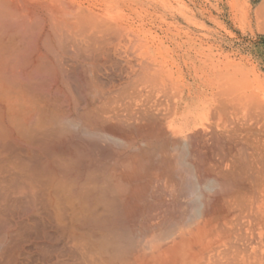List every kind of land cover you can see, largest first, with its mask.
<instances>
[{
  "label": "bare ground",
  "instance_id": "obj_1",
  "mask_svg": "<svg viewBox=\"0 0 264 264\" xmlns=\"http://www.w3.org/2000/svg\"><path fill=\"white\" fill-rule=\"evenodd\" d=\"M246 10L264 29V0ZM140 29L139 0H0V211L24 205L20 232L0 213V264L47 223L61 242L38 246L43 264H264V95L254 84L242 102L239 140L230 83L178 116L183 94ZM115 76L130 87L119 98Z\"/></svg>",
  "mask_w": 264,
  "mask_h": 264
},
{
  "label": "rangeland",
  "instance_id": "obj_2",
  "mask_svg": "<svg viewBox=\"0 0 264 264\" xmlns=\"http://www.w3.org/2000/svg\"><path fill=\"white\" fill-rule=\"evenodd\" d=\"M230 2H231V0H139V29H140V27H142L141 28L142 30L141 29L139 30V34L145 42H148V43L152 42V44L156 48L155 55L158 58L166 60L165 64L172 71L173 76H174V80H175L174 84H173V88H172V90H174V91H172V92H177V94L175 95V93H174V95L177 97V96H180L181 94H183L182 102H179V105L177 108V115L178 116L182 115L183 112H185V111H187L185 113L191 114L193 112V107H195L196 105L200 106V105H198V102L201 101L200 99H203L206 96L208 98L214 97L213 99H216L217 94H215L216 92H214L213 90L216 91L218 89V86L220 89H222L221 86L226 87L225 85L227 84L229 86L228 83H230L231 88L233 86V88L238 89V90L234 89L235 91L233 93H230L229 95H225V96H228L229 101H230V99H233L229 103V109H227L228 111L224 112V115H227V117L225 116V118L227 119V123L228 122L232 123V124H229V123L227 124L225 122L229 128H227V126H225L226 128L225 127L224 128L227 130H230V132H231V130L234 131V130L238 129V127H240V128H242V127L246 128L247 127L246 125L248 124V121H247L248 118H246V117L248 115L247 114L248 112L245 111L247 109H245L246 108V107H244L245 104L242 102L243 101L245 102L244 99H246L245 97H248L247 95L249 94V92L251 90L250 88H252L254 84L257 88V91H256L257 94L260 95L259 96L260 99L261 98L263 99L262 96L264 95L263 94L264 93V29H262V25L261 26L259 24L255 25L256 28H258L256 31V35H255V46L250 47V55H249L248 51H247L248 47L246 45L243 46L238 39L243 37V38H245V40H247L248 35L249 36H252V35L251 34H248V35L242 34V32L239 29H243L247 23L241 21V20H243V19L240 20V18H242V17L236 16L234 13L243 14L244 11L247 12L246 8L247 9L250 8V11H251L254 9V7L256 5L259 4L260 0H243V1L242 0H238V1L233 0L234 6L231 5L232 2L231 3ZM248 2H250V3L248 4ZM230 6H232V7H230ZM237 9H238V11H237ZM263 28H264V26H263ZM146 38H148V39H146ZM201 55L202 56L204 55V58H202V61L210 60V61H208V63H211V62L212 63L207 65L204 62H201V64H200V62L198 61V58ZM249 56H250V60H254V62H255V69L254 70L253 69L244 70L241 66L242 62L248 61ZM231 59H232V61H234V64H232V65L230 63ZM222 60H224V61H222ZM212 65H213V67H212ZM177 66H179V67H177ZM179 76H180V78H179ZM111 78H110V81L112 80ZM121 78L123 79V80L121 79L123 82L124 81L126 82V79L124 80V77H121ZM113 79L114 80L116 79V81L112 80L114 82V85L116 83L118 84L121 81L116 76L113 77ZM226 80L228 82H226ZM234 80L237 83L234 82ZM117 81H119V82H117ZM122 81L120 82L121 84H119V85H122V83H123ZM125 82L123 83L124 84L123 87L125 86L126 88H123L119 85L117 87V84L115 86V90L118 89V90H116L118 98L121 95V92L123 90H125V92H127L126 90L130 89L129 84L126 82V84L128 86L125 85ZM223 82H225L226 84H223ZM212 83H213V87H212ZM215 84L218 86L216 87ZM249 85H250V87H249ZM119 87H120V90H119ZM236 87H238V88H236ZM239 88H241V89H239ZM223 89H225V88H223ZM231 94H233V96ZM241 94H242V96L245 95L243 97V99L241 98L242 104L240 103V100H238V99H240V97H242ZM159 95L157 98L158 101L156 103L157 104L156 108H159V110L161 111V109H163V107L165 109L167 107V111H168L167 103L169 102V100L168 101L166 100L167 102L165 101L166 103L164 102L165 103L164 104V103H162L163 100H161V99H163L162 96L164 94L160 95L162 97L161 99H160ZM172 95H170V96H172ZM219 95H218V98L220 99ZM166 96H167V98H166ZM166 96L164 95V98H166V99H172V100L176 99L175 96L172 98H169L168 95H166ZM211 96H213V97H211ZM221 96H223V95H221ZM225 96H223V97H225ZM154 97H156V96H154V94H153V98ZM236 97H239V98L235 99ZM198 98H200V99H198ZM145 99L146 98L144 97L143 100H145ZM146 101H148V103H149V100H146ZM158 103H159L160 107L163 106V107H161V109L158 106ZM239 103H240V105L238 106ZM212 104H214V102H212ZM243 104H244V106H242ZM92 106H93L92 103H90L88 105V108L89 107L91 108ZM230 106H231V108H230ZM241 106L244 107V108H242L243 110L240 108ZM232 107L235 109V111H233ZM237 107H239V109ZM165 109H163L164 112H166ZM230 109H231V111H230ZM236 110H237V112H236ZM241 111H243V113L245 111V115H243V113H238ZM232 112H234L233 114L235 116L231 115ZM240 114H242V115H240ZM229 117L235 118V120L229 119ZM240 119H241V122H242V119H245L246 120L245 122L247 124L244 122H242V124H240ZM236 120L239 123L236 124ZM221 122H222V120H221ZM219 124H220V121H219ZM141 125H143V124H141ZM229 125H231V126H229ZM234 127H236V129ZM217 128H220L219 130L221 132L225 130V129L224 130L221 129V128H223V123H221L220 125L217 124ZM244 129H243V131H244ZM75 130L77 132L80 131L78 133V136L79 135L81 137L83 136L82 138L79 136L80 139L85 140V138H86V140L88 139L92 143H97V146L100 147V149H103V148H105V149L107 148L110 150L114 149V148L118 149L120 146V142H116L119 140L117 139L115 141L116 138L114 137L115 138L114 139L113 136H111L109 134L105 135L103 133L86 132V131L82 130L80 127H77V128L75 127ZM240 131L239 132L234 131L233 135L235 133H237V134L239 133L238 134L239 136L241 134L240 138H242V134L246 135V133H245L246 131H244V133L240 132ZM85 133H88V134H85ZM84 134H85V138H84ZM230 134L232 135V133H230ZM237 134H236V136H237ZM245 135H244V137H245ZM89 136H90V138H89ZM236 136L234 135L235 138H237ZM112 138H113V142H112ZM237 140H239V139L237 138ZM109 142L111 143V145ZM152 172H154V171H152ZM155 174H156V172H155ZM155 174L150 173L148 176L152 175L151 177H155L156 176ZM193 191H195V190H193ZM188 194L186 193L185 198L188 200L189 203H192L194 195L191 196L190 195L191 193L189 195ZM11 205L14 206V204H11ZM15 205H16V203H15ZM18 205H16V208H14L15 207L14 206L13 207L14 209H12V210L9 207L10 206L9 204L2 206L3 210L6 211L9 214V216L7 215L6 212L0 211V213L4 212L6 214V218L10 217L8 219V221L11 223V225L13 224V227H14V224L17 222L16 220H18L19 218H22V220L24 219L23 218L24 212L22 214L23 209H19ZM19 206L21 208L24 207L23 204L21 205V202H20ZM6 207H7V209H6ZM16 209L18 210V212ZM10 210H11V213L9 212ZM19 210L21 213H19ZM14 211H16L15 212L16 214H13ZM1 214H3V213H1ZM11 219L12 220L14 219L13 223L11 222L12 221ZM18 221H20V219ZM21 222L22 221H20V223H18V225L21 224ZM50 225L51 224L47 223V224H45V226H42L41 224L39 226V224H38V225H36V227L39 226L40 231H38V229H37L38 227L37 228L35 227L36 228V229H34L35 235L33 234L32 231L30 232L31 236L34 235L33 237H30V235L27 234V238H25L26 235H25V237H23L24 234L21 232L20 233L21 235H20V237H18L19 238L18 239L17 236L19 235V233H18V235L16 233L21 231V230H19V228L21 226H19V228H17L16 227L17 224H15V227L17 228V230H15V228H13V229H14V232H16L15 235H17V236H15L16 237V244H18L20 241H22V243L20 242L21 243L20 247L18 246L19 244L18 245H11L10 248H7V251L14 247L17 249V252H18L17 255L18 256L21 254L22 255L19 256L20 258L19 257L17 258V256H16V258H14V261H11V262H15V264H24V263L25 264H27V263L28 264H43L42 261L40 260L39 255L38 254L36 255L35 250L37 251V249L39 247H40V249H41V247L42 248L44 247L45 248L44 250H46V251H47V249H49L48 250L49 252L47 251L48 252L47 254L50 255L52 250L58 249L55 247H58L60 245V242H61V241L57 240L56 236L54 235V234H56V232L52 231L54 229L50 228ZM42 227H45L44 229H46L47 231L45 232V230H42L43 229ZM37 232L39 233V234H37L38 236L36 235ZM52 233H54V234H52ZM22 234H23V236H22ZM40 234H44V237H43V235H40ZM28 235L30 238H28ZM21 236L23 237V239ZM35 236H36V238H35ZM44 238H45V241H44ZM46 238H47V240H46ZM17 240H18V243H17ZM53 240H54V242H52V245H51V243L49 244V242L53 241ZM56 240H57V243L59 242V244H54ZM38 241H40V242H38ZM46 241H47V243H46ZM25 242H27V243L25 244ZM35 242H37V243H35ZM45 243H46V246H44ZM32 244H34V245H32ZM36 245H37V247H34ZM22 247L24 249H27L29 254L32 251L29 258L27 256L25 257V255L27 254L26 253L27 250H25L26 251L25 252ZM50 248H51V251H50ZM29 250H31V251H29ZM56 250H55V252L58 254V252H57L58 250L57 251ZM21 251L24 253H22ZM20 252H21V254H20ZM55 252L52 251V254ZM37 253H39V252H37ZM29 254H28V256H29ZM23 256H24L25 260H24ZM26 258H28V262H27ZM18 259L20 261H18Z\"/></svg>",
  "mask_w": 264,
  "mask_h": 264
},
{
  "label": "crops",
  "instance_id": "obj_3",
  "mask_svg": "<svg viewBox=\"0 0 264 264\" xmlns=\"http://www.w3.org/2000/svg\"><path fill=\"white\" fill-rule=\"evenodd\" d=\"M251 19L252 18L249 17L248 15H247L246 19H243V20L240 19L241 21H243L247 24L245 25V27L243 29H239V30L242 32V34H247V35L251 34L252 36L248 35L247 40H245V38H243V37L238 39L243 46L246 45L248 47L247 51H248L249 55H250V47L255 46V35H256V31H257V28L254 24V20H251ZM241 66L244 70L245 69H248V70L253 69L254 70L255 69V62H254V60H250V56H249L248 61L242 62Z\"/></svg>",
  "mask_w": 264,
  "mask_h": 264
}]
</instances>
